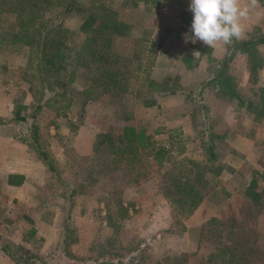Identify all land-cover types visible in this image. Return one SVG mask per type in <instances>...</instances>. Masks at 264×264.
I'll return each instance as SVG.
<instances>
[{
    "label": "rangeland",
    "instance_id": "374dc122",
    "mask_svg": "<svg viewBox=\"0 0 264 264\" xmlns=\"http://www.w3.org/2000/svg\"><path fill=\"white\" fill-rule=\"evenodd\" d=\"M155 1L78 0L77 5L65 7L59 22L68 34H61L66 44L59 53L70 57L65 60L64 70L50 73L49 88L37 85V79H29L30 74L37 78L33 69L38 61L33 60L31 65L25 55L31 56L39 49L29 51L19 43L8 44L3 33L15 23V16L0 11V112L9 116L6 135L35 145L32 126H38L37 147L50 158L67 157L83 175L82 182L66 184L52 158L56 171L50 172L51 179L38 196L39 201H19L10 209L0 208V264H264V131L261 143L253 148L256 157L238 172H222L219 157L229 154L226 147L211 149L213 145L204 140L199 145L196 137L184 136L178 129L169 133L178 136L172 150L164 147L169 150L166 162L152 172H147L149 151L121 141L123 127L143 120L145 115L140 110L155 101L147 87L157 59L166 55L169 67H176L181 58L188 60L186 67L191 68L197 65L190 62L192 47L197 44L203 47L199 61L206 70L216 69L220 61L234 56L230 45H225L219 50L222 59L217 60L200 41H189L190 48L185 51L160 49L173 35L184 40L185 33L157 30L156 25L164 23L152 8ZM179 7L184 10L181 22L190 34L193 13L189 7ZM105 16H114L124 27L112 37L109 51L98 46L96 52L103 54V59L87 57L93 65H80L77 55L82 51L89 55L94 46L85 50L82 47L87 38L95 36L93 29L106 23ZM99 33L102 40L105 33ZM175 72L177 77L169 78L171 88L177 90L185 81L191 86L190 77L180 76L178 68ZM106 75H114L117 86H110ZM236 84L244 94L243 105L258 102L253 106L257 110L250 108L249 112L260 118L264 127V97L245 92L240 80ZM204 100L196 96L186 104L192 110L204 109L206 119ZM235 104L227 109L237 110ZM232 115L235 131L253 136L254 127L243 128V116L236 111ZM88 117L103 120L93 122L101 132L93 140L92 154L79 157L75 137ZM213 117L199 123L204 135L213 128L225 130L222 117L217 113ZM30 150L36 154L34 147ZM114 179L121 184L110 185ZM101 180L105 183L97 189ZM143 181L150 186L147 193L151 198L140 194L127 201L123 195L125 185ZM251 182L256 183L252 189ZM216 187L221 191L206 202ZM192 189L197 193L192 195ZM71 190L74 195L69 197ZM83 196L88 198L90 218L81 223L77 221L76 205ZM108 216L114 226H109Z\"/></svg>",
    "mask_w": 264,
    "mask_h": 264
},
{
    "label": "crops",
    "instance_id": "0c3cea01",
    "mask_svg": "<svg viewBox=\"0 0 264 264\" xmlns=\"http://www.w3.org/2000/svg\"><path fill=\"white\" fill-rule=\"evenodd\" d=\"M146 1L148 0H144V2ZM245 3H247V0H241L242 6ZM259 3L261 7L253 10L249 17L242 21L245 26L246 34L244 38L239 41L235 39L233 40L232 44L229 46L233 50L235 48L234 42H246L255 38L264 37V0H259ZM189 4L190 0H156L155 4L152 5V8L157 12L158 16L163 18L162 20L164 23L163 25H156V27L159 28L157 30H167L173 34L186 33L184 25L181 22L184 10L179 6L189 7ZM170 38L171 40L162 44L160 49H182L185 51L190 48L188 43H185L183 39L177 40V38L175 39V35ZM201 46L197 44V47H192L193 52L199 50L198 52L200 54L193 56V60H190V62L197 63V65L193 64L191 68L186 67L188 66V60H182L181 58H179L178 63L185 66L183 69L179 64H176V67H169L170 62L169 59L167 60L165 57L166 55L161 56L159 60L157 59V63L155 62L156 65L153 67L151 81L147 87L148 91L153 93L151 94L149 92L154 96L153 99L155 101L140 110L145 116L143 120L137 121L133 126L136 130L144 131L146 135L151 136L156 147H165L168 145L172 150L175 141H170L169 133L172 132L171 129H178L181 131V134L184 136L187 135L191 139L196 137L199 145L202 143V140L207 141L209 145L213 146L223 145L226 147L229 154L223 155V158L219 157V161L223 162L224 170L222 172H235V169L238 172L246 162L251 161L256 157L255 149H253L254 145L256 146L257 144H260L262 140V132L264 131L262 120L252 112H249L250 108L256 109L253 108V106L257 105L258 102L252 103L251 101H248L247 104L243 105L245 100L242 99L241 103L236 99L233 100L228 91L227 93L224 92V94L219 92V85L217 83L218 71L216 70L220 69V64L223 60L216 66V69H213L212 67L211 69L206 70L199 61V57L203 55L200 51V49L203 48ZM223 47L226 46L222 43H218L215 47H206V49L209 50V55H214L215 59L220 60L222 59V51L220 52L219 50H223ZM256 49L258 50L259 55H261L260 61L258 62L257 60V64L251 60L247 51L240 52L235 49L234 56L230 59L228 68L222 75L223 78L228 79L230 83L234 82L236 86L235 93L238 94L240 98L244 94L239 91L236 80L242 82L245 87L243 89L245 92H249L250 95L257 96V98H260V96L264 97V43L257 45ZM216 50H218L217 53ZM161 52H159V54ZM173 63L176 62L173 61ZM158 67H160V69H158ZM177 68L181 71L179 73L180 76L190 77L188 81L192 83L191 86H189V84L187 85L188 82L185 81L184 86L180 83L183 87H180L177 90L175 86L172 88L170 87L169 78L172 75H174V78L177 77L175 72ZM156 92H159L160 94L155 95ZM188 94H191V97L187 96ZM196 96H203L205 98L202 104H204L205 109H207L206 119L204 118V109H202V112L199 111V109L192 110V108L186 104L187 100L195 98ZM187 97H189V99ZM234 102L238 105L237 110H235L236 107L234 110L227 109V107L233 108V104H235ZM5 104L9 105L7 101ZM1 108L4 109V107ZM233 111H236V113L239 112V114L243 116L245 122L242 126L243 128L245 127V129H248L249 127L251 129L254 127L255 131L253 136L247 137L246 135L235 131V121L232 115ZM211 112L213 113L212 117L216 113L222 117V122L225 124V130L215 131L213 128L210 129L208 134L204 135V130H200V128L203 129V127L199 123L204 119L211 121L212 117L209 118ZM8 119L9 116L5 111L0 112V121L3 123V125H0L1 209H10L11 207L16 206L19 201L31 203L39 201L38 196L43 192L51 179V173L43 162L39 160L38 156L30 150L27 143L19 141L14 136L6 135L8 134L7 129L9 127ZM100 121L103 120L99 117H88L79 127V133L75 137V153L79 157L90 156L92 154L94 149L93 140L98 131L101 132L96 129V123L93 125V122L98 123ZM212 121H214V117ZM105 123L107 122H104V124ZM212 126L213 125L211 124V128ZM148 156L147 164L148 169L151 171L148 170L147 172L158 170L155 161H153L151 157V152H148ZM51 157L55 159V166L61 170L62 174L60 177L66 184H73L82 180V170L80 171L73 167L67 157L64 160H57V158H54L52 155ZM115 175L120 176L119 173ZM146 175L148 176V174ZM148 178H150V176ZM104 183L105 180L97 182V189H100L99 185H104ZM115 183L121 184V181L114 179L112 182L110 181L109 184L114 186ZM124 189L123 195L127 201L130 199L135 200L134 197L139 196L140 194L146 198H151L150 193H147L150 191V186L146 185V181L136 185H125ZM220 191L221 190L216 187L213 192L210 193L206 202L210 201L213 197H216ZM35 204L39 203L37 202ZM88 205L89 202L87 196L77 199V221L82 223V221H87V219L90 218V215L87 213ZM63 222L64 221H62V223ZM48 223L50 224L49 220Z\"/></svg>",
    "mask_w": 264,
    "mask_h": 264
},
{
    "label": "trees",
    "instance_id": "16d2710c",
    "mask_svg": "<svg viewBox=\"0 0 264 264\" xmlns=\"http://www.w3.org/2000/svg\"><path fill=\"white\" fill-rule=\"evenodd\" d=\"M71 4L77 5L78 0H0V11L15 16V23L10 25L9 28H7V30L3 33V39L8 44L14 42L19 43L23 47H26L29 51H34L37 48L39 49L38 52L32 53L31 56L25 55V57L27 62H29L31 65L33 60L38 61L35 69H33L34 73L37 75V78H35L34 74H30L29 79H37V85H42L45 88H49V78L51 74L64 70L66 67L65 60H68L70 57L59 53V48H62L66 44L65 39L62 38L61 34H68V30L62 26V23L59 22L61 20L59 19L63 16V9ZM104 19L106 23L103 22L102 26H97L94 28L92 32L95 33V36L93 38H87V43L82 47L83 50H85L88 47L91 48L94 46V48L91 49L89 55L83 54L84 51L77 55L76 58L79 60L78 62L80 65L83 64L87 66L88 63H91L86 61L87 57L91 60L93 57H97V59H103V54H98L96 52L98 46L102 45L106 51L110 46L112 37L115 35V33H118L120 28L124 27L119 22L115 21L114 16H105ZM100 27L102 28V32L105 33L104 37L101 38L102 40H99V37L101 36L99 33L101 31ZM263 43L264 37L255 38L246 42H234V51L235 49L240 52L247 51L249 57H251V60L257 64V60L258 62L260 61V55L256 49V46ZM229 62L230 58L224 59L221 62L220 69L216 70L218 71L217 83L219 85V92L224 94V92L227 93L228 91L232 99H236L238 102H241L242 97L240 98V96L235 93V86L230 83L228 79L223 78L222 76L223 73L226 72ZM29 67L30 66L28 64L27 68ZM105 81L110 83V86L114 87L118 84L117 80L114 78V75H106ZM101 85L105 86L106 84L101 83ZM15 116L20 121H24V118H20L19 114H15ZM177 136L178 135H170V141H177ZM38 137V126L33 125L32 143L35 145L29 143H27V145L29 147H34L39 160L43 162L49 172L54 173L56 169L52 159L45 151L37 147ZM121 141L124 144L141 151L151 152L153 161H155L157 167L160 168L169 155L168 150H166L163 146H155L151 136L146 135L144 131L136 130L132 125H126L123 127ZM23 142L26 143V141ZM213 147L214 146H211V149ZM255 186L256 183L251 182L250 188L252 189ZM169 191L171 192V189H169ZM196 193L197 192L193 191V189L191 190L192 195ZM72 195H74V192L71 190L69 197ZM197 205H199L198 202L194 205V208L192 209L193 212L197 209ZM110 218V216L107 217V221L110 224L109 226H114L115 224L112 221H109Z\"/></svg>",
    "mask_w": 264,
    "mask_h": 264
},
{
    "label": "clouds",
    "instance_id": "9594fccd",
    "mask_svg": "<svg viewBox=\"0 0 264 264\" xmlns=\"http://www.w3.org/2000/svg\"><path fill=\"white\" fill-rule=\"evenodd\" d=\"M260 7L259 0H247L243 6L241 0H190L188 10L193 13V19L190 34H184V42L200 41L206 47H215L218 43L230 45L234 39L239 41L246 34L242 21Z\"/></svg>",
    "mask_w": 264,
    "mask_h": 264
},
{
    "label": "built area",
    "instance_id": "2783aa9c",
    "mask_svg": "<svg viewBox=\"0 0 264 264\" xmlns=\"http://www.w3.org/2000/svg\"><path fill=\"white\" fill-rule=\"evenodd\" d=\"M166 149H169L170 147L169 146H165Z\"/></svg>",
    "mask_w": 264,
    "mask_h": 264
}]
</instances>
